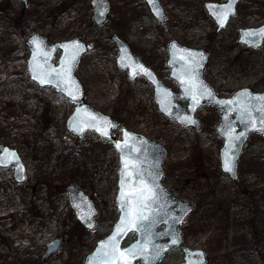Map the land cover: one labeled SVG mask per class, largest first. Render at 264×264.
I'll list each match as a JSON object with an SVG mask.
<instances>
[{"label":"rangeland","instance_id":"374dc122","mask_svg":"<svg viewBox=\"0 0 264 264\" xmlns=\"http://www.w3.org/2000/svg\"><path fill=\"white\" fill-rule=\"evenodd\" d=\"M220 1L159 0L165 14L159 24L143 0H110V14L100 26L91 23V0L0 1V144L14 149L29 173L19 184L10 167L0 168V264H81L117 217V155L111 142L95 133L80 140L68 134L65 119L74 103L29 79L24 43L33 32L50 42L80 36L89 43L76 71L85 101L131 131L165 140L163 182L196 203L182 227L183 242L205 250L208 264H264V138L249 136L232 181L216 159L222 141L213 128L219 119L215 107L197 113L199 131L180 128L159 118L149 97L146 102L137 97L138 91L149 94L145 83H127L114 65L113 32L176 89L162 67L167 43L176 39L209 53L204 76L220 95L241 87L263 90L264 41L256 50L246 48L238 42V30L259 24L254 15L264 18V0H241L236 15L216 32L204 3ZM189 13L191 20L185 19ZM197 26L201 29L192 36ZM113 134L119 136V128ZM71 182L95 203L91 230L69 206ZM57 237L62 238L58 251L44 258L45 244ZM181 261L180 250L174 249L161 264Z\"/></svg>","mask_w":264,"mask_h":264},{"label":"water","instance_id":"95a60500","mask_svg":"<svg viewBox=\"0 0 264 264\" xmlns=\"http://www.w3.org/2000/svg\"><path fill=\"white\" fill-rule=\"evenodd\" d=\"M21 1L25 5V0ZM144 1L156 21L158 23H163L164 13L159 0H154L153 3H149V0ZM229 2L230 0H226L224 3H205V9L208 15L213 19L217 32L226 26L230 17L235 15L236 6L239 0H231L232 10L223 26L220 25L216 15H214V13H219V11ZM91 7V22L94 25L99 26L107 19L110 10V1L91 0ZM101 13H103V15ZM261 29H264V24L258 27L239 29L238 42L244 44L246 47L256 49L264 39V37L259 35ZM249 32L254 33V35H245ZM111 40L117 50V56L115 58L117 70L125 74L126 81L129 83H133L136 78H144L151 85L153 100L158 111L164 117L184 127L198 130L200 127V120L196 118L194 114L200 106L204 104L212 105L220 110V119L215 127L217 135L222 140V145L219 149L220 168L231 180H235L237 178L238 159L249 135L255 133L264 138V132L257 130L261 127L259 122L261 114L253 113V118L256 122V127L253 128L248 122L247 117H245L243 121L241 120L239 104L235 102L244 99L240 96V93L244 91H247L255 97L264 96V90L262 92H255L248 87H241L234 90L228 97L219 96L214 88L203 78V70L208 58L207 52L200 48L182 45L173 39L167 44L166 65L169 68L168 79L174 80L178 85V91H174L165 85L155 71L146 65L141 57L134 54L128 43L121 39L116 33L111 35ZM33 41H36V43H33ZM25 44L29 52L26 61L29 78L39 87H51L56 93L61 94L70 102L77 103L65 120L66 132L76 139H81L88 131L94 132L104 140H111L112 146L118 155L119 168L117 170L116 193L114 197V205L118 215L112 224L110 232L95 242L92 250L84 255L81 264H89L90 261H92V264H97L95 258L100 245L106 242L115 233L116 226L124 215L121 210V192L123 191L124 196L128 197L134 189L139 190L141 188V184L138 180H129L127 175V171L131 170L132 164H135L138 167V170L143 174L144 184L151 188L156 196L155 202L149 204V207L144 211V214L149 217V220L143 222L146 225L150 224L155 244L162 246L163 249L159 258L154 261V264H160L165 254L176 248H178L182 254V261L179 264H207L208 253L205 250L191 248L183 243L181 226L184 224L186 217L195 210L196 204L191 200L178 198L175 189L163 184L164 171L162 163L167 153L165 141L162 138L150 140L139 133L128 130L124 124L119 125L118 121L113 116L105 114L85 102V90L83 84L75 73L81 57L87 52L89 45L84 43L78 36L70 40L51 43L47 37L36 32L32 33L26 39ZM73 44L80 46L79 52L76 53V60L71 67V80L73 83L70 90L76 96L74 101L68 95L67 91L61 90V88L64 87L63 84H61L60 87L54 86L56 84L55 79L51 84H41L38 79L33 78V76L40 71L38 66H43V68L49 70H60L62 65H65L69 53L75 51L73 48L66 49L65 46ZM189 54L195 56L194 62L188 59ZM144 69H146L151 75H145L142 71ZM189 75L193 76L198 82H200L205 89L204 95L200 97V103L195 106L194 111L193 101L189 92L186 91L187 85L181 82L187 81ZM208 91L212 93L211 97L207 95ZM181 101L185 103V106L181 105ZM217 101H220L221 103H217ZM227 101H233L234 103H223ZM252 103H257V101L253 100ZM77 109H80L79 113H77ZM92 116H96L98 119L103 118V120L110 122L109 125L105 126L109 133L108 136H103L94 128L87 126ZM186 117L195 120L197 123L187 124L182 122ZM78 126L83 127L84 130H74ZM118 126L120 127V137L116 138L113 136L112 132ZM230 130H234V135H239L242 132L246 134L241 140L233 142V151L235 152L234 174L226 172L223 167L224 154L228 150ZM125 133L128 134L127 138L125 137ZM117 143L121 144L120 149H117ZM0 149L8 150L7 153L0 151V167L11 166L13 179L19 184L23 183L25 181V167L17 152L3 144H0ZM11 153H15V158L10 155ZM125 161L129 162L130 167L128 170H125L124 168ZM122 172L125 173L123 177L125 180L123 190L121 189ZM66 191L69 205L78 222L86 230L93 229L95 227V217L97 215V209L95 208L93 200L89 198L76 183H69ZM145 195H147V193H145ZM177 234L179 237L178 243L173 245L171 239ZM132 235L134 236V239L128 242V238ZM144 239L145 237L142 236L140 232H134L131 230L122 233L118 237L120 248L122 250L131 248L138 242L143 243ZM60 244V237L46 243L44 257L46 258L50 254L56 253ZM149 248L151 251V245ZM133 264H145V262L142 259L137 258L133 261Z\"/></svg>","mask_w":264,"mask_h":264},{"label":"snow or ice","instance_id":"6c2138e0","mask_svg":"<svg viewBox=\"0 0 264 264\" xmlns=\"http://www.w3.org/2000/svg\"><path fill=\"white\" fill-rule=\"evenodd\" d=\"M154 0H149V3H153ZM232 10V2H230L219 11V13H214L216 18L221 26L224 25L226 22L229 14ZM103 15V13H101ZM245 35L251 36L254 33L249 32ZM259 35L264 37V29H261ZM36 43V41H33ZM66 49L73 48L75 49L74 52L69 53L68 57L66 58L65 65H62L60 70L56 69H45L43 66H38L40 71L33 76L34 79H38L41 84L45 83H53V80H56V84L54 86L60 87L61 84L64 85L61 88L62 91H67L68 95L74 101L76 96L72 93L71 86V67L72 64L76 60V53L79 52L80 46L73 44V45H66ZM188 59L191 61H195V56L189 54ZM35 60V55H34ZM145 75H151L146 69L142 70ZM182 83L186 84V91L189 92L191 99L193 101V111L195 110V106L200 103V97L204 95V86L198 82L193 76L189 75V79L187 81H181ZM207 95L211 97L212 93L210 91L207 92ZM240 96L244 99L241 101H236L235 103L239 104V112L241 116V120L243 121L245 117H247L248 122L251 124L253 128L256 127V122L253 118V113H260V125L261 127L258 128V131L264 132V96H255L253 97L247 91L240 93ZM255 100L257 103H252ZM217 103H221L217 101ZM223 103H234L233 101H227ZM166 110V109H165ZM80 112V109H77V113ZM187 124H196L195 120L191 118H184L182 121ZM110 122L103 120V118H97L96 116H92L90 122L88 123V127L94 128L96 131L100 132L103 136H108L109 133L106 130L107 125ZM74 130L76 131H83L84 128L78 126ZM234 130L229 131V144L228 150L224 154V162L223 167L226 172L233 173L235 169V152L233 151V142L241 140L244 137L245 133H240L239 135L233 134ZM125 137H128V134L125 133ZM117 149L121 148V144H116ZM7 153V149H0ZM13 158H15V153L10 154ZM130 167L129 162H124L125 170H128ZM122 179H121V189L123 190L125 186L124 175L125 173L122 172ZM127 175L129 180H138L141 184V188L139 190H133L128 197L124 196L123 191L121 192V210L124 215L121 217L119 224L116 226L115 233L104 243L100 245L96 253V262L97 264H133V261L137 258L142 259L145 264H154V261L159 258L162 249V246L155 244L154 239L152 237L151 227L150 224L146 225L143 223L144 221L149 220L144 214L145 209L149 207V204L154 203L156 200L155 193L149 188L147 185L144 184L143 174L138 170V167L135 164L131 165V170L127 171ZM147 193V195H145ZM179 222V221H177ZM134 231L140 232L142 236L145 237L143 243L138 242L135 246L127 249H121L118 237L127 231ZM179 237L178 234L174 235L171 239V243L174 245L178 243ZM151 245L152 250L150 251L149 246ZM201 255V254H197ZM92 264V261L89 262Z\"/></svg>","mask_w":264,"mask_h":264},{"label":"flooded vegetation","instance_id":"af4514ba","mask_svg":"<svg viewBox=\"0 0 264 264\" xmlns=\"http://www.w3.org/2000/svg\"><path fill=\"white\" fill-rule=\"evenodd\" d=\"M0 1H2V0H0ZM144 1V0H143ZM180 2H184V0H179ZM185 1H187V0H185ZM225 0H221L220 2H224ZM241 1V0H240ZM239 1V2H240ZM179 2V3H180ZM145 3V2H144ZM160 3V2H159ZM24 4V3H23ZM205 4V3H204ZM239 4V3H238ZM25 5H26V0H25ZM238 6V5H237ZM236 12H237V7H236ZM254 18L257 20V22L259 23V24H257V25H255V26H253V27H257V26H260V25H263L264 24V18H262L261 17V15L260 14H255L254 15ZM165 20V19H164ZM126 41V40H125ZM263 41H264V39H263ZM263 41H262V43H263ZM262 43H261V45H262ZM260 45V46H261ZM130 48H131V46H130ZM257 49V48H256ZM255 49V50H256ZM131 51L133 52V53H135L136 55H138L139 57H141V59L143 60V62L146 64V65H148L149 67H151L156 73H157V75L160 77V75H159V73H158V71L153 67V66H151V65H149L148 63H147V61H146V58L145 57H142L141 55H139L138 53H136L132 48H131ZM16 55H18V54H16ZM166 60H167V48H166V51H165V56H164V61H163V64H162V67L163 68H167V66H166ZM207 64H208V62H207ZM207 64L205 65V67H204V70H203V75H205L206 74V69H207ZM167 70H168V68H167ZM168 75V74H167ZM205 77V76H204ZM161 78V77H160ZM161 79H163V78H161ZM164 80V79H163ZM26 242L28 243V240H27V238H26ZM28 249V248H27ZM26 249V250H27Z\"/></svg>","mask_w":264,"mask_h":264},{"label":"bare ground","instance_id":"6f19581e","mask_svg":"<svg viewBox=\"0 0 264 264\" xmlns=\"http://www.w3.org/2000/svg\"><path fill=\"white\" fill-rule=\"evenodd\" d=\"M161 4H162V3H161ZM190 13H191V12H190ZM190 13H189V16H188L189 18L187 17V18H185V19L191 20V18H190V17H191V14H190ZM198 29H201V27L199 26V27L197 28V30H198ZM197 30H193L192 33H191V35L194 36L193 34H195V35L197 36V33H199V30H198V31H197ZM213 86H214V85H213ZM19 158H20V157H19ZM28 174H29L28 171H26V175H27V176H28Z\"/></svg>","mask_w":264,"mask_h":264}]
</instances>
